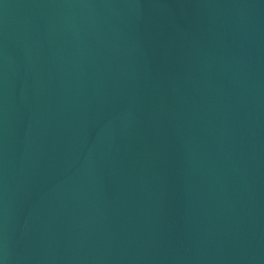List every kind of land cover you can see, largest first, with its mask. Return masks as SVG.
<instances>
[{"label": "water", "instance_id": "water-1", "mask_svg": "<svg viewBox=\"0 0 264 264\" xmlns=\"http://www.w3.org/2000/svg\"><path fill=\"white\" fill-rule=\"evenodd\" d=\"M0 264H264V0H0Z\"/></svg>", "mask_w": 264, "mask_h": 264}]
</instances>
